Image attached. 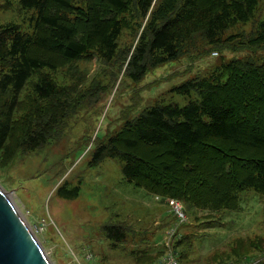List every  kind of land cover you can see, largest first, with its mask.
Masks as SVG:
<instances>
[{
  "label": "trees",
  "instance_id": "1",
  "mask_svg": "<svg viewBox=\"0 0 264 264\" xmlns=\"http://www.w3.org/2000/svg\"><path fill=\"white\" fill-rule=\"evenodd\" d=\"M257 4L258 0H0V14L31 11L30 31L12 19H0V168L59 136L65 119L103 88L99 76L83 72L72 73L69 84H59L57 69L82 58L95 59L111 66L115 62L118 73L140 81L165 61L195 57L194 52L200 55L225 47L233 37H244L223 34L249 20ZM125 31L136 40L126 50L117 42ZM243 44L264 46V19ZM172 90L184 95L195 91L199 99L183 106L150 105L100 142L89 164L116 159L128 181L154 196L180 200L185 210H235L238 192L244 189L264 195V60L234 58ZM101 230L112 247L129 233L121 223L104 224ZM184 238L173 243L174 251L183 246ZM162 252L147 245L129 254L133 264H148ZM185 255L181 251L178 261ZM238 255L231 250L235 261L229 256L215 264H237ZM253 264H264V252Z\"/></svg>",
  "mask_w": 264,
  "mask_h": 264
},
{
  "label": "rangeland",
  "instance_id": "2",
  "mask_svg": "<svg viewBox=\"0 0 264 264\" xmlns=\"http://www.w3.org/2000/svg\"><path fill=\"white\" fill-rule=\"evenodd\" d=\"M30 14L31 11L6 13L0 14V19H12L30 31ZM263 19L264 0H258L249 20L236 23L223 34L224 38L234 34L244 37H233L225 47L200 55L194 52L195 57L185 55L165 61L148 70L140 81L118 73L120 66L115 62L111 66L95 59L82 58L54 72L59 84H69L74 73L99 76L103 88L65 119L59 136L0 168L1 187L51 264H132L129 251L147 245L161 248L166 228L176 229L172 245L179 236H185L183 246L175 250L176 257L183 250L186 254L179 260L181 264H215L229 256L235 261L231 250L239 253L236 260L243 264L261 258L264 195L244 189L238 192L237 209L185 210L187 218L180 224L164 200H156L123 176L118 160L106 158L97 165L89 164V160L100 142L150 105L183 106L198 100L195 91L184 95L172 90L187 79L206 76L222 62L234 58L264 60V46L250 48L243 44ZM135 41L126 31L117 40L124 50ZM213 50L217 56L212 55ZM26 89L24 86L22 94ZM203 118L208 120L207 116ZM118 223L125 225L129 233L118 247H112V240L101 227ZM35 225L42 230L36 231Z\"/></svg>",
  "mask_w": 264,
  "mask_h": 264
},
{
  "label": "water",
  "instance_id": "3",
  "mask_svg": "<svg viewBox=\"0 0 264 264\" xmlns=\"http://www.w3.org/2000/svg\"><path fill=\"white\" fill-rule=\"evenodd\" d=\"M0 264H51L0 185Z\"/></svg>",
  "mask_w": 264,
  "mask_h": 264
},
{
  "label": "built area",
  "instance_id": "4",
  "mask_svg": "<svg viewBox=\"0 0 264 264\" xmlns=\"http://www.w3.org/2000/svg\"><path fill=\"white\" fill-rule=\"evenodd\" d=\"M214 54H216V52H214ZM166 202L168 203L171 212L177 219V222L178 223L184 222L186 219V216L184 213L182 202L175 198H167ZM34 228L36 231L42 230V227L37 226V225H35ZM174 236H175V228H170L166 231L165 239H164V244L166 248L163 254L150 264H180L170 244V241L172 240ZM87 257L90 258L88 255Z\"/></svg>",
  "mask_w": 264,
  "mask_h": 264
},
{
  "label": "crops",
  "instance_id": "5",
  "mask_svg": "<svg viewBox=\"0 0 264 264\" xmlns=\"http://www.w3.org/2000/svg\"><path fill=\"white\" fill-rule=\"evenodd\" d=\"M167 230V228L165 229V231ZM177 239H179V237L177 238ZM176 239V240H177ZM163 242V241H162ZM161 243V242H160ZM171 246H172V243H171ZM157 246H150V249L152 248L153 250L155 249V250H158L159 248H156ZM165 248H166V246H165V244L163 243L162 244V246H161V249L163 250V252H164V250H165ZM163 252H162V254H163ZM162 254H160L159 256H157L152 262H154L157 258H159ZM152 262H150V263H152ZM150 263H148V264H150ZM133 264V263H132Z\"/></svg>",
  "mask_w": 264,
  "mask_h": 264
},
{
  "label": "clouds",
  "instance_id": "6",
  "mask_svg": "<svg viewBox=\"0 0 264 264\" xmlns=\"http://www.w3.org/2000/svg\"><path fill=\"white\" fill-rule=\"evenodd\" d=\"M167 198H172V197H162L161 200H164L166 202ZM176 199V198H175Z\"/></svg>",
  "mask_w": 264,
  "mask_h": 264
}]
</instances>
